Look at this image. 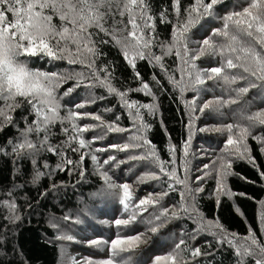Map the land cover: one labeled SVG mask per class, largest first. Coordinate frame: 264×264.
<instances>
[{
    "label": "snow or ice",
    "instance_id": "obj_1",
    "mask_svg": "<svg viewBox=\"0 0 264 264\" xmlns=\"http://www.w3.org/2000/svg\"><path fill=\"white\" fill-rule=\"evenodd\" d=\"M220 0H194L192 7L186 10V15L181 16L180 0H174L177 22L173 27L171 42L158 43L155 35V18L151 14L149 0H0V128L6 123H12L11 115L16 109L27 106L28 115L24 117L25 127L19 130V136L10 141V150L14 156L27 157L37 164L36 157L43 151L61 155V149L67 145L72 152H80L82 163L86 155H91L97 161L94 152L83 150L90 149L101 136L84 138V133L101 127L107 134H124L131 132L122 143L111 144L106 149L126 153L125 160H117L111 155L103 160L99 166L109 167L113 163L128 161H147L153 168L144 173L140 179L161 180L166 178L169 191L179 189L180 203L178 206L164 207L160 205L161 197L167 196L168 191L161 193L156 198L149 196L139 199L132 204L133 193L128 183L116 184L111 182L107 171H101L106 188L96 195L120 196L119 202L128 209H134L128 219H117V226H127L134 221L138 214L147 212L149 207H160L147 218L148 232L156 234L172 219L186 215L196 225L192 238L196 239L201 232L212 231L216 243L228 245L234 249L237 264H248L251 259L253 264H264V233L257 236L249 229L246 236L238 237L236 233H228L219 222L206 220L196 207V195L203 192V188H191L188 185V147L191 143V130L197 114L206 111L220 112L224 107H230L239 102L242 96L255 89L260 97L264 98V0H246L239 10L220 17L221 27L208 31L204 23L206 18L213 15L215 6ZM161 22H168L165 14L160 15ZM199 30L207 33L201 40H193L190 33ZM111 44L122 54V58L132 69L137 68L138 61H147L154 68L158 67L167 76L168 83L175 88L181 98L185 92L193 93L190 100L185 101L190 109L188 122L189 137L181 149L175 146L169 148L170 159H160L154 146L147 140L142 130L147 127L142 123V109L154 114L153 104H142L135 99H129L130 94L145 92L153 96L148 82H145L138 71L134 79L139 80L140 86L128 90H117L111 83L113 74L111 66L97 67V60L101 56L98 45ZM160 49L156 54L153 49ZM174 57L176 69L166 66L165 59ZM210 57L216 60V65L208 68L198 66V61ZM44 58L52 61H67L69 65L81 66L80 71L70 73L46 72L33 70L29 64L32 60ZM86 69V71H85ZM179 72L180 78L175 77ZM69 79L76 81L72 88L62 93L57 89L62 82ZM156 83H160L153 76ZM211 81L221 91L220 96L213 95L211 99L204 100L199 106L201 93L210 91L206 88ZM236 86V87H233ZM86 87L91 95V89L100 87L106 89L108 95H115L120 101V107L126 114L131 127L121 126V115H114L110 122H104L101 115L81 112L86 107L85 103H77L65 115H61L64 105L61 100L70 96L76 88ZM105 97H92L91 102ZM108 112H114L108 108ZM221 115L223 113H220ZM237 115L234 113V116ZM31 117V119H29ZM240 121L216 127V131L228 133L225 152L218 162L220 167H231L230 157L237 155L243 157L249 149L247 139L251 137L261 145L264 152V136H256L253 130L264 126V108L256 111L242 110L239 113ZM91 118L100 122L99 125H83L76 123L78 119ZM61 125V131L67 137L63 144L53 146L50 137L56 124ZM70 123V127L64 126ZM204 131V129H199ZM146 146L147 151H144ZM243 151H240V149ZM7 152L8 149H0ZM182 151L179 165L177 152ZM250 162L255 163L250 158ZM72 165L73 161L66 157L61 164ZM46 166V165H45ZM208 168L207 165L204 166ZM158 169V171H157ZM42 172L37 171V176ZM84 175L83 172L80 173ZM204 176L196 180L202 182ZM260 178L264 179V170L260 171ZM119 190V191H117ZM229 194V193H225ZM245 195V194H241ZM264 208V201L260 202ZM9 207H12L9 204ZM69 223L79 224V218L64 217ZM264 223V215L261 216ZM62 241H72L73 236L63 233L57 237ZM143 241V235L132 237H117L107 244L112 257L104 259L99 264H117L114 257L119 252L138 246ZM93 245L101 244L98 239L90 241ZM126 247H121V246ZM182 253L190 258L184 261ZM204 255L199 247L189 248L184 239L174 245V250L166 256H157L154 264H191L196 257ZM72 264H76L75 261ZM87 264H92L88 261Z\"/></svg>",
    "mask_w": 264,
    "mask_h": 264
},
{
    "label": "trees",
    "instance_id": "obj_2",
    "mask_svg": "<svg viewBox=\"0 0 264 264\" xmlns=\"http://www.w3.org/2000/svg\"><path fill=\"white\" fill-rule=\"evenodd\" d=\"M245 2L246 0H220L214 8L213 15L204 21L208 31L221 27L222 21L219 18L239 10ZM149 4L151 14L155 18V35L158 43H170L173 27L177 22L173 7L174 0H149ZM193 4L194 0H180L181 16H185L186 10ZM161 13L165 14L168 22H161ZM206 34L199 30L190 33L193 40H201ZM98 47L101 56L97 60V67L111 66L113 74L111 83L118 91L140 86L139 80L134 79L136 71L145 82L149 83L153 96L141 91L130 94L129 99L154 105V114H150L145 109L141 110L142 123L147 125L142 130V134L151 142L150 146L155 147L161 160H169V148L175 146L178 150L181 149L189 137L190 109L185 101L190 100L194 94L185 92L184 97L181 98L178 91L168 83L165 73L158 67L154 68L147 61H138L137 68L132 69L113 45L101 44ZM153 51L160 54L158 47ZM174 59L172 56L167 57L166 66L176 69L178 62H174ZM197 63L201 68H208L215 66L216 60L206 57ZM29 66L33 70L49 73H70L81 70V66L69 65L67 61H52L44 58L32 60ZM174 74L177 79L180 78L179 72ZM153 76H156L160 83H156ZM75 84L76 81L73 79L62 82L57 93L62 95ZM205 87L211 90L201 93L197 101L198 106L204 100L211 99L213 95L222 94L211 81ZM92 97L105 98L97 99L93 103ZM61 103L64 105L61 110L62 116L69 109L75 110L72 108L73 105L85 103L86 107L79 111L101 115L106 123L112 121L114 115H121L120 125L131 127L126 114L121 110L118 97L108 95L104 88L91 89V95L86 87L76 88L70 96L64 97ZM108 108H113L114 112H108ZM260 108H264V98L253 89L242 96L238 103L224 107L220 112L206 111L197 114L188 147V171L193 167L188 185L191 188H203V192H199L195 198L199 213L206 220L219 222L228 233H236L238 237L246 236L249 229H252L258 237L264 233V223H261L264 208L260 204L264 201V179L260 178V171L264 170V152L261 151V145L257 140L249 137L246 141L249 152L243 157L231 156V167L225 165L221 168L218 160L226 150L228 133L218 132L215 128L228 123L242 122L239 117L242 110L256 111ZM234 113L237 115L234 116ZM11 115L13 122L6 123L0 128V149H8L7 152L0 151V264H72L73 261L76 264H87L88 261L99 264L100 261L112 257L109 246L103 242H110L117 237L143 235L144 230L145 233H151L147 231L149 215L156 212L160 205L169 208L179 205V189L183 186H177V191H169L166 178L141 181L140 177L153 168L147 161L113 163L110 167L104 165L102 168L99 166L111 155H115L118 161L126 159L127 154L123 152L112 149L95 150L122 143L132 134L131 132L107 134L101 127H96L95 130L84 133L86 139L101 136V139L92 144L90 149L83 150L94 152L97 161H93L91 155H86L84 161L78 163L80 152L74 153L65 145L61 149V155L42 151L36 157L38 163L34 165L30 158L14 156L9 143L15 140L19 136V130L25 127L23 119L28 115L27 106L16 109ZM76 123L83 126L99 125L100 122L85 118L78 119ZM64 126L70 127V123ZM52 131L50 137L52 145L63 144L67 137L61 131V125L57 123ZM253 134L264 136V126L256 127ZM150 146H146L144 151ZM240 151L243 149L241 148ZM176 155L179 165L182 151H178ZM191 156L194 158L191 159ZM65 157L71 159L73 164L65 163L62 169H58L57 165L61 164ZM250 158L254 160V164L250 162ZM205 165L208 166L207 169L204 168ZM38 170L42 172L39 177ZM101 171H107L113 183L130 185L133 193L132 204L149 196L156 198L165 191H168V195L161 197L160 205L156 208L149 207L147 212L138 214L127 226H117L115 220L128 219L134 209L131 205L125 209L119 202V195L103 198L96 195L106 188V183L100 175ZM81 172L84 173L83 176L80 175ZM198 176H206V178L198 182L196 180ZM135 181L141 182L140 190H133ZM9 204L12 207H9ZM68 216L79 218L82 223L65 221L64 217ZM139 223H146L148 226L140 227ZM196 227L192 220L181 214L180 218L172 219L158 233L153 234L150 244L141 242L138 246L133 245L129 250L119 252L114 259L117 264H154L157 256L172 253L175 243L184 239L189 248L199 247L204 253L196 257L191 264H237L234 249L226 244L216 243V238L213 236L201 232L196 239H193L192 233ZM171 230L176 232V237L170 234ZM63 233L72 235L73 240L57 239ZM96 239L102 243L98 245L90 243ZM182 258L184 261L190 259L184 253ZM248 264H253V261L249 259Z\"/></svg>",
    "mask_w": 264,
    "mask_h": 264
},
{
    "label": "rangeland",
    "instance_id": "obj_3",
    "mask_svg": "<svg viewBox=\"0 0 264 264\" xmlns=\"http://www.w3.org/2000/svg\"><path fill=\"white\" fill-rule=\"evenodd\" d=\"M201 146V145H200ZM194 158V156H191V159H193ZM195 163H197L198 164V162H195ZM133 169H135V168H133ZM193 173V167H190V169H189V171H188V178L191 176V174ZM199 174V173H198ZM197 174H195V176H196ZM205 178H206V176H205ZM142 188V184H141V182L140 181H135V183L133 184V190L134 191H136V190H140ZM140 224V227H146V226H148V224H146V223H139ZM135 224H133V226H134ZM145 231L146 230H144V232H143V241H142V244H150V241L152 240V238H153V234L152 233H145ZM214 231V230H213ZM118 232H120V230L118 231ZM170 234L171 235H174L175 237H176V232L174 231H170ZM205 234L206 235H210V236H213L212 235V231L210 230V231H208V232H205ZM191 235V234H190ZM173 236V237H174ZM214 237V236H213ZM215 238V237H214Z\"/></svg>",
    "mask_w": 264,
    "mask_h": 264
}]
</instances>
